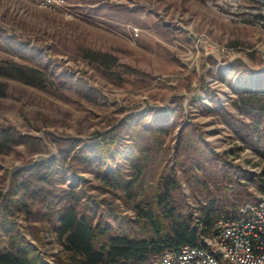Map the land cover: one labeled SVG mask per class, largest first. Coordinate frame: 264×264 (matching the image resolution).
<instances>
[{
	"label": "rangeland",
	"instance_id": "1",
	"mask_svg": "<svg viewBox=\"0 0 264 264\" xmlns=\"http://www.w3.org/2000/svg\"><path fill=\"white\" fill-rule=\"evenodd\" d=\"M255 4L256 0H0V58L45 69L49 77V83L39 87L0 76L8 83L6 94L0 95V129L15 131L19 140L11 150L0 152V192L12 194L14 181L26 179L23 172L37 161L56 159L62 140L87 141L132 112L168 106L170 116L177 118L176 127L165 135L172 153L182 129L192 127L197 140L249 174L236 177L258 200L264 195V141L255 136L242 139L246 132L235 119L245 118L254 130L240 100L247 93H264V28L252 17ZM211 98L225 110L215 109ZM193 164L187 176L184 166L170 164L180 187V220L193 216L200 221L204 209L225 191ZM77 170V188L110 202L109 222L130 228L137 215L124 192L102 188L93 172L80 166ZM261 177L262 185L254 182ZM71 178L69 174L59 185ZM147 182L141 188L152 195ZM21 198L26 201V195ZM27 200L33 210L40 208L37 198ZM256 201L247 200L240 207ZM12 220L42 261L57 264L56 256L67 257L46 220H28L18 209ZM31 225L38 226L42 243L26 230ZM132 226L139 231V223Z\"/></svg>",
	"mask_w": 264,
	"mask_h": 264
},
{
	"label": "trees",
	"instance_id": "2",
	"mask_svg": "<svg viewBox=\"0 0 264 264\" xmlns=\"http://www.w3.org/2000/svg\"><path fill=\"white\" fill-rule=\"evenodd\" d=\"M0 76L39 87L49 83L45 69L8 58H0ZM7 88L8 83L0 79L1 96ZM211 101L218 111L225 110L216 99ZM240 101L255 127L253 130L243 117L235 118L246 132L240 137L247 140L255 136L264 141V93H247ZM170 113L172 108L168 106L132 112L119 124L97 132L87 141L62 140L56 159L37 161L23 172L26 179L14 181L12 194L0 192V264H49L39 258L38 250L12 220L17 209L26 219L46 220L54 229L67 253L66 258L55 257L57 264H151L166 249L199 244L201 235L212 228L218 217L235 216L241 203L256 201V195L236 177L249 174H244L226 155L211 151L197 140L198 134L192 127L182 129L180 144L172 153L165 135L176 127L177 118ZM18 143L15 131L0 129V152L11 150ZM173 161L177 167L184 166V176L195 162L194 169H201L219 188L224 187L222 198L215 199L216 208L211 207L216 202H211L200 221L193 216L180 220L177 215L180 187L176 169L170 168ZM78 166L93 172L101 181L100 187L124 192L137 215L130 220V228L109 222L108 218L113 216L110 202L98 200L82 186L77 188ZM69 174L71 181L59 185L66 183ZM261 175L264 176V167ZM262 177L254 182L262 185ZM148 179L147 189L151 190L147 192H153L152 195L143 193L141 188ZM261 190L264 191V186ZM23 195L26 201L21 198ZM27 198L32 201L37 198L40 208L33 210ZM100 202L106 203V208L102 209ZM135 223H139L140 232L147 233L136 232L132 226ZM26 230L41 242L38 226H27Z\"/></svg>",
	"mask_w": 264,
	"mask_h": 264
},
{
	"label": "built area",
	"instance_id": "3",
	"mask_svg": "<svg viewBox=\"0 0 264 264\" xmlns=\"http://www.w3.org/2000/svg\"><path fill=\"white\" fill-rule=\"evenodd\" d=\"M252 17L264 28V0H256ZM151 264H264V195L218 217L199 244L166 249Z\"/></svg>",
	"mask_w": 264,
	"mask_h": 264
}]
</instances>
